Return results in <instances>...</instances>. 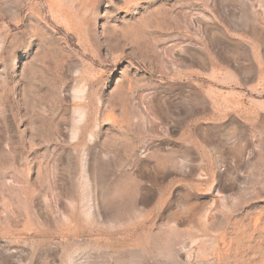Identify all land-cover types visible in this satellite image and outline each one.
<instances>
[{
	"label": "rangeland",
	"instance_id": "rangeland-1",
	"mask_svg": "<svg viewBox=\"0 0 264 264\" xmlns=\"http://www.w3.org/2000/svg\"><path fill=\"white\" fill-rule=\"evenodd\" d=\"M0 264H264V0H0Z\"/></svg>",
	"mask_w": 264,
	"mask_h": 264
}]
</instances>
